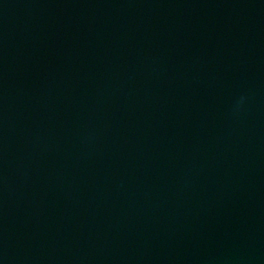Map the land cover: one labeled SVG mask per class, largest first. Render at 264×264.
Segmentation results:
<instances>
[{"label": "water", "instance_id": "obj_1", "mask_svg": "<svg viewBox=\"0 0 264 264\" xmlns=\"http://www.w3.org/2000/svg\"><path fill=\"white\" fill-rule=\"evenodd\" d=\"M0 264H264V0H0Z\"/></svg>", "mask_w": 264, "mask_h": 264}]
</instances>
